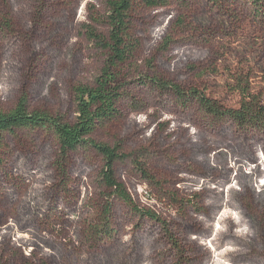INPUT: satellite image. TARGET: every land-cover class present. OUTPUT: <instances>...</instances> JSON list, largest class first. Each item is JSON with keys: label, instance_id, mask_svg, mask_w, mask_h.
Listing matches in <instances>:
<instances>
[{"label": "rangeland", "instance_id": "1", "mask_svg": "<svg viewBox=\"0 0 264 264\" xmlns=\"http://www.w3.org/2000/svg\"><path fill=\"white\" fill-rule=\"evenodd\" d=\"M0 3L13 27L0 30L1 108L24 96L31 109L74 121V86H94L105 63L106 51L82 30L88 6L101 11L102 1ZM132 14L138 46L120 68L129 96L92 137L128 155L114 171L134 206L101 182L104 161L95 150L61 160L46 129L4 133L0 264H264V132L144 82L161 77L196 87L224 107L242 99L264 105V6L167 0ZM220 180L232 202L226 209L213 193ZM220 215L241 224L223 229L248 234L223 236L214 252L209 241Z\"/></svg>", "mask_w": 264, "mask_h": 264}, {"label": "trees", "instance_id": "2", "mask_svg": "<svg viewBox=\"0 0 264 264\" xmlns=\"http://www.w3.org/2000/svg\"><path fill=\"white\" fill-rule=\"evenodd\" d=\"M102 10L90 4L87 8V21L83 23L82 30L85 36L101 50L106 51V58L101 73L95 79V85H76L73 88L76 102L77 116L74 121L66 120L62 115L51 114L39 109H31L26 97L21 96L15 106L9 110H3L0 106V153L4 145V133L14 134L17 130L46 129L56 138L59 148V158L66 159L69 153L91 148L98 152L104 161L100 178L101 182L113 190V194L121 198L125 203L134 206L133 200L127 194L123 183L115 176V163L127 158L118 149L117 145H109L99 142L92 137L96 130L120 115L118 103L129 96L123 89L125 82L120 80V68L133 58L138 46L137 38L133 33V14L135 7L144 5L147 7L162 6L167 0H101ZM222 0H212L215 4H220ZM257 8L264 6V0H251ZM0 3V30L10 32L13 27L7 19L6 12ZM260 9H258L259 11ZM96 24H103L107 28V33L97 30ZM151 85L173 92L179 102L183 105L194 102L203 111L216 119L230 118L241 128H253L264 132V105L254 104L250 100L242 99L238 107H224L215 103L206 93L196 87L185 90L180 84L174 83L161 77L145 78ZM247 91L243 89L244 93ZM2 158L0 155V164ZM245 163H235L238 169ZM253 173L255 170H252ZM259 169L256 167V172ZM144 172V170H143ZM146 177H149L145 173ZM207 187V185H206ZM226 184L221 180L216 184L213 193H221L223 202L221 206L226 209L232 206V202L225 198L224 192ZM231 188L229 189V191ZM151 216L157 217L156 215ZM224 222L237 225L241 224L231 215H220L217 220L218 229L213 238L209 241V248L213 251L219 249V243L223 236L232 238L245 236L248 232L225 230L219 226ZM205 228L210 225L204 223ZM228 249V248H227ZM223 252V249H220ZM234 249H228L233 251ZM220 252V251H219ZM217 259V258H216ZM215 260V258H214ZM216 261V260H215Z\"/></svg>", "mask_w": 264, "mask_h": 264}]
</instances>
